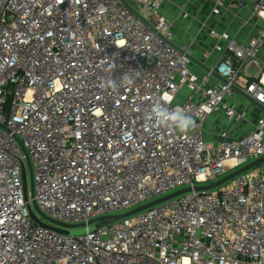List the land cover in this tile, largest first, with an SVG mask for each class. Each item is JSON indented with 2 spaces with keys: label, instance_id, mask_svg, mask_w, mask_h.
<instances>
[{
  "label": "built area",
  "instance_id": "obj_1",
  "mask_svg": "<svg viewBox=\"0 0 264 264\" xmlns=\"http://www.w3.org/2000/svg\"><path fill=\"white\" fill-rule=\"evenodd\" d=\"M167 1L0 0V264H264V164L90 224L264 158V114L243 137H204L217 112L245 121L234 88L264 108V74L248 73L262 66L264 31L242 44L211 30L220 59L203 71L176 45ZM234 7L264 19V0ZM109 79L120 86L102 87ZM157 103L198 127L158 125Z\"/></svg>",
  "mask_w": 264,
  "mask_h": 264
},
{
  "label": "rangeland",
  "instance_id": "obj_2",
  "mask_svg": "<svg viewBox=\"0 0 264 264\" xmlns=\"http://www.w3.org/2000/svg\"><path fill=\"white\" fill-rule=\"evenodd\" d=\"M171 3L166 2L164 9L170 16H172V23L174 24V32L177 34L179 29L181 44L188 46L191 49L194 44L193 37L199 35L209 34L211 30L225 31L232 36L243 33L246 35V39L251 34H257L264 31V19L259 18L251 12L250 16H247L245 9H236L234 2L229 1L225 3L223 0H170ZM219 6H218V2ZM221 1L224 3L221 4ZM216 7L220 8L218 14L214 13ZM248 11L251 10L249 7ZM249 32V34H248ZM212 53V51L210 52ZM195 55V54H194ZM259 57L262 61L260 69H250L248 73L250 75L260 76L264 74V45L259 51ZM237 111L242 114L246 113L245 121L243 122H231L228 123L230 128L241 129L244 126L247 127L254 123L256 115L259 111L257 107L250 106L251 104L245 102L243 104L234 103ZM258 109V110H256ZM225 121H219V127H226ZM213 129L214 128L213 126ZM209 130L205 129L204 137L209 138ZM28 180L30 186V173L28 171ZM83 233L82 229L72 231V234L77 235Z\"/></svg>",
  "mask_w": 264,
  "mask_h": 264
},
{
  "label": "crops",
  "instance_id": "obj_3",
  "mask_svg": "<svg viewBox=\"0 0 264 264\" xmlns=\"http://www.w3.org/2000/svg\"><path fill=\"white\" fill-rule=\"evenodd\" d=\"M223 1L225 3H228L229 1L230 2L233 1L234 5H235V3L238 0H223ZM167 2L171 3L172 1L169 0ZM222 3L223 2L221 1V4ZM164 8L165 7L163 6L161 14L164 15L165 17H167L170 21H172V16H170L168 14V11L166 12ZM248 8L249 7L245 8V11L247 13V16H250L251 15V10L248 11L247 10ZM178 30L179 29H177V34L175 33V36H174V41H175L176 45H178L179 47H182V48L183 47H185V48L187 47L188 48V46H184V45H182L180 43L181 42L180 33H179ZM218 32H225V31H218ZM231 34H229V35H231ZM248 34H249V32H248ZM257 35H258V33L257 34H251V36H248L249 38L246 39V35H243V33H239L238 35H235L233 37H235L240 43L247 44L251 39L255 38ZM193 39H195V41H193L194 44H192L191 49L189 48L191 56L194 59H196L198 62H200L203 66L208 68V69H211L212 67H214L218 63V61L220 59V55L215 51V45H216L217 39L211 37L209 34L199 35L197 37L194 36ZM211 51H212V53H210ZM200 69L203 70V71L205 70L203 67H201ZM198 72H200V71H198ZM245 102L251 104L250 106H254V108L257 107L254 103L250 102L246 97H244L243 95L239 94L238 92H237L236 99L232 101L233 104L234 103L243 104ZM257 108L259 109V111H258V113L256 115L254 123L251 124V125H248L247 127L244 126L241 129H234L232 127L230 128L228 123H231V122L226 119L224 114L222 112L215 113L209 119V121L207 123V128L206 129H210L208 134L211 135V136H209V138L212 137L213 135L215 136L217 134V132H219L221 130H228L229 132H231L232 136H234V137H243L245 134L248 133V131L257 123V121L264 114V110L263 109H261L259 107H257ZM258 109H256V110H258ZM220 120L221 121H225V123H227L226 127H219L218 126ZM213 126L216 129H213Z\"/></svg>",
  "mask_w": 264,
  "mask_h": 264
},
{
  "label": "water",
  "instance_id": "obj_4",
  "mask_svg": "<svg viewBox=\"0 0 264 264\" xmlns=\"http://www.w3.org/2000/svg\"><path fill=\"white\" fill-rule=\"evenodd\" d=\"M191 60L198 64L199 66L203 67L206 71L208 72H211V69H208L206 68L205 66H203L200 62H198L196 59H194L192 56L190 57ZM217 79H219L221 82L223 83H227V81L225 79H222L221 77H219L218 74L214 73L213 74ZM236 92H238L239 94L243 95L244 97H246L250 102L254 103L257 107L261 108L264 110V108L259 105L258 103H256L253 99H251L250 96H248L247 94H245L243 91L237 89V88H234ZM27 161H28V170H29V173H30V189H31V193H32V197L34 198V186H33V182H32V177H33V170H32V164H31V161L29 159V157L27 156ZM264 164V158L263 159H259L257 161H254L248 165H246L245 167L237 170V171H234L232 173H230L229 175H227L226 177H224L223 179H221L220 181L214 183V184H211V185H208V186H203V187H189V188H185V189H182L180 191H177V192H174L172 194H169L163 198H160L158 200H155L151 203H148L146 205H143L141 207H138L132 211H129V212H126V213H123V214H119V215H112V216H104V217H101V218H98V219H95L93 221H91L90 224H95V223H115V222H119V221H122L126 218H129L133 215H136L138 213H141V212H144L152 207H155L157 205H160L164 202H167V201H170L174 198H177L179 196H182L184 194H187V193H190L192 191H196V192H208V191H212V190H215V189H218L220 187H222L223 185H226L228 183H230L231 181H233L235 178L247 173V172H250L252 171L253 169L257 168L258 166L260 165H263ZM23 178H24V187H25V191H26V194H27V180H26V173H25V170H23ZM34 208L39 212V213H42L40 208L38 207L37 203L34 201ZM33 218L34 215L32 216ZM55 224L57 225H60V226H65V227H69L65 224H61L59 222H55L53 221ZM81 226H84V225H81ZM79 227V226H78ZM55 230H58V229H55Z\"/></svg>",
  "mask_w": 264,
  "mask_h": 264
},
{
  "label": "clouds",
  "instance_id": "obj_5",
  "mask_svg": "<svg viewBox=\"0 0 264 264\" xmlns=\"http://www.w3.org/2000/svg\"><path fill=\"white\" fill-rule=\"evenodd\" d=\"M131 83V77L125 74L122 78V84ZM119 86L120 85H117V83L111 79L102 84V87L111 88L113 90H116ZM151 116L155 119L158 125L172 127L183 134H187L198 127L196 121L179 106L175 109H169L164 105L157 103L152 107Z\"/></svg>",
  "mask_w": 264,
  "mask_h": 264
},
{
  "label": "trees",
  "instance_id": "obj_6",
  "mask_svg": "<svg viewBox=\"0 0 264 264\" xmlns=\"http://www.w3.org/2000/svg\"><path fill=\"white\" fill-rule=\"evenodd\" d=\"M104 224H109V223H106V222H105Z\"/></svg>",
  "mask_w": 264,
  "mask_h": 264
}]
</instances>
